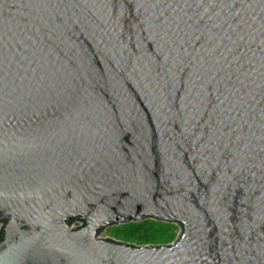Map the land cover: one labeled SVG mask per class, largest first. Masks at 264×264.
<instances>
[{"label": "water", "instance_id": "water-1", "mask_svg": "<svg viewBox=\"0 0 264 264\" xmlns=\"http://www.w3.org/2000/svg\"><path fill=\"white\" fill-rule=\"evenodd\" d=\"M0 225V264H264V0H0Z\"/></svg>", "mask_w": 264, "mask_h": 264}, {"label": "rangeland", "instance_id": "rangeland-1", "mask_svg": "<svg viewBox=\"0 0 264 264\" xmlns=\"http://www.w3.org/2000/svg\"><path fill=\"white\" fill-rule=\"evenodd\" d=\"M180 234V227L174 223L148 219L139 223L131 222L107 228L101 238L136 247H162L173 245Z\"/></svg>", "mask_w": 264, "mask_h": 264}, {"label": "trees", "instance_id": "trees-1", "mask_svg": "<svg viewBox=\"0 0 264 264\" xmlns=\"http://www.w3.org/2000/svg\"><path fill=\"white\" fill-rule=\"evenodd\" d=\"M75 223H76V222H74V223H73V224H71V225H75ZM78 223H79V222H77V224H78ZM83 226H85V224H83L81 227H83ZM103 231H104V230H102V231H101V235H102ZM108 241H111V240H110V239H108Z\"/></svg>", "mask_w": 264, "mask_h": 264}, {"label": "built area", "instance_id": "built-area-1", "mask_svg": "<svg viewBox=\"0 0 264 264\" xmlns=\"http://www.w3.org/2000/svg\"><path fill=\"white\" fill-rule=\"evenodd\" d=\"M2 227V226H1ZM75 227H77V226H75ZM0 230H1V228H0Z\"/></svg>", "mask_w": 264, "mask_h": 264}]
</instances>
